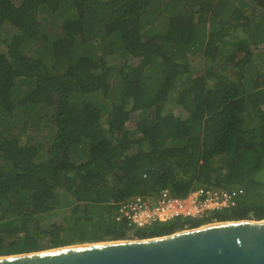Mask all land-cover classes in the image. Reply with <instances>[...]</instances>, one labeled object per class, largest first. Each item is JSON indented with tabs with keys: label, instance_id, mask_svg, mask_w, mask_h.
<instances>
[{
	"label": "trees",
	"instance_id": "16d2710c",
	"mask_svg": "<svg viewBox=\"0 0 264 264\" xmlns=\"http://www.w3.org/2000/svg\"><path fill=\"white\" fill-rule=\"evenodd\" d=\"M252 1L0 0V37L5 25L14 30L0 52V114L43 119L41 106L54 123L47 151L0 132V256L72 244L64 224L42 241L38 214L58 209H69L67 225L82 244L184 226L116 222L111 201L137 190L241 186L238 206L217 220L264 219V51L258 62L251 45L264 43V0ZM42 13L63 23L50 27ZM37 38L51 63L44 51L25 53ZM202 54L224 56L236 74L196 70L191 57Z\"/></svg>",
	"mask_w": 264,
	"mask_h": 264
},
{
	"label": "water",
	"instance_id": "95a60500",
	"mask_svg": "<svg viewBox=\"0 0 264 264\" xmlns=\"http://www.w3.org/2000/svg\"><path fill=\"white\" fill-rule=\"evenodd\" d=\"M0 264H264V219L2 255Z\"/></svg>",
	"mask_w": 264,
	"mask_h": 264
},
{
	"label": "rangeland",
	"instance_id": "374dc122",
	"mask_svg": "<svg viewBox=\"0 0 264 264\" xmlns=\"http://www.w3.org/2000/svg\"><path fill=\"white\" fill-rule=\"evenodd\" d=\"M19 1V0H16ZM250 3H254L252 0H248ZM249 10V9H248ZM250 13V11L248 12ZM59 14V13H58ZM261 15H264V13H262ZM44 19H47V23L48 25L51 27L52 24L53 26H60L63 23V16L61 15H56L54 19H52V21L50 20L51 16L45 13H42L41 15ZM168 25V16H166L164 18V20L160 19V24L158 23L157 29L159 31H165ZM12 33H14V30H12L10 28V26H4L2 33H1V37H0V52L6 51L7 50V45L5 43L4 40L8 39ZM232 40H238V39H242L244 41H248L249 42V38L248 36H243L241 37L238 34H234L231 37ZM37 40L39 42L36 43H31L29 45V47L27 49H25V53L27 54H32V55H38L41 56L42 52L44 51V55L48 58H46V60H48L50 63L53 61V58L50 55V50L47 48V46H43L44 42L41 41V39L37 38ZM252 45V49L255 53V58L257 59V61L261 62V60L258 58V54L264 51V43H260L258 45ZM41 52V53H40ZM238 56H242L243 53H238ZM109 61H111L112 63H120L117 61L116 57H110ZM133 61V60H132ZM191 62H193V67L196 70H200V69H204L207 66H215L218 70L227 73L229 75H235L237 72V69L234 66H230L229 64H227V59L225 61V57L219 55V57L217 58V61H212V59L209 61H207V59L204 58L203 54L202 55H198V56H192L191 57ZM229 65V66H228ZM222 66H226V67H222ZM261 67H259V65L255 66L256 72H259V69ZM113 84H115L117 82V78L113 77L112 78ZM102 98V97H101ZM170 110H174L172 107H170ZM177 114L182 115L183 117L187 116L186 113L184 112V110H182V108H175L174 110ZM37 112V117L41 116L43 117V119H37L35 118V116L33 117L32 113H28L25 114L24 112L20 111L15 113L12 116L9 117H5L2 114H0V132H6L7 134L9 133H14L18 136H21L23 141L27 142V143H31V144H38L41 143L43 145V149L45 151H47V149L49 148V146L51 145L52 141L54 140V123L52 121V117L51 112H46L44 111V109L40 106L36 109ZM49 115V116H48ZM262 115L264 116V111H262ZM68 213H69V209H58L55 210L53 212L50 213H39V228L45 230V236L42 239L43 242H45L46 244H48L50 242V237L49 235H47V231L49 233H51V231L53 230L56 233L60 232V226L62 224L65 225V229L66 231H68V235L67 232L65 233L64 231H62V235L66 237V239H71L72 244L75 245H80L82 243L85 242H81L78 235L80 233L77 234H71V230L70 227L67 225L68 224ZM250 219H255V218H250ZM257 220V219H255ZM224 220H216L214 222H221ZM228 221V220H225ZM210 223V222H208ZM212 223V222H211ZM207 223L201 224L205 225ZM67 225V226H66ZM38 225L34 224V227H37ZM199 227V226H197ZM192 228L191 225L189 226H183L181 228H178L177 231H181V230H185V229H190ZM194 228V227H193ZM176 231V232H177ZM129 239H138L136 236H133ZM95 242H101V241H95ZM79 243V244H78ZM69 244V245H72ZM46 250V249H43Z\"/></svg>",
	"mask_w": 264,
	"mask_h": 264
},
{
	"label": "built area",
	"instance_id": "2783aa9c",
	"mask_svg": "<svg viewBox=\"0 0 264 264\" xmlns=\"http://www.w3.org/2000/svg\"><path fill=\"white\" fill-rule=\"evenodd\" d=\"M244 193L241 186H200L185 195H175L168 188L150 193L137 190L111 203L117 206L115 221L130 229L177 220L189 226L193 221H216V214L236 208Z\"/></svg>",
	"mask_w": 264,
	"mask_h": 264
},
{
	"label": "bare ground",
	"instance_id": "6f19581e",
	"mask_svg": "<svg viewBox=\"0 0 264 264\" xmlns=\"http://www.w3.org/2000/svg\"><path fill=\"white\" fill-rule=\"evenodd\" d=\"M214 223H217V222H214V221H212V224H214ZM207 224H211V222L210 223H207ZM206 225V224H205ZM203 226V225H202ZM186 230V229H185ZM87 244H89V243H87ZM72 246H74V245H72Z\"/></svg>",
	"mask_w": 264,
	"mask_h": 264
}]
</instances>
